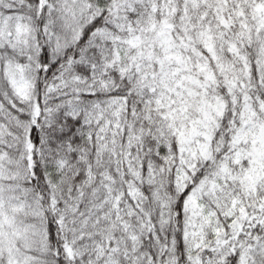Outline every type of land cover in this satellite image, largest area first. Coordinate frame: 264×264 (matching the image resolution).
<instances>
[{
	"label": "snow or ice",
	"instance_id": "obj_1",
	"mask_svg": "<svg viewBox=\"0 0 264 264\" xmlns=\"http://www.w3.org/2000/svg\"><path fill=\"white\" fill-rule=\"evenodd\" d=\"M0 264H264V0H0Z\"/></svg>",
	"mask_w": 264,
	"mask_h": 264
}]
</instances>
